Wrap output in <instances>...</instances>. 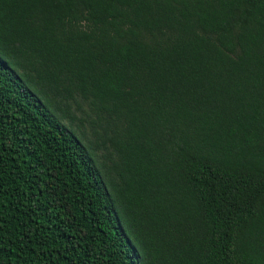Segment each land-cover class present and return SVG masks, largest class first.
I'll list each match as a JSON object with an SVG mask.
<instances>
[{"label":"trees","instance_id":"16d2710c","mask_svg":"<svg viewBox=\"0 0 264 264\" xmlns=\"http://www.w3.org/2000/svg\"><path fill=\"white\" fill-rule=\"evenodd\" d=\"M0 264H264V0H0Z\"/></svg>","mask_w":264,"mask_h":264}]
</instances>
